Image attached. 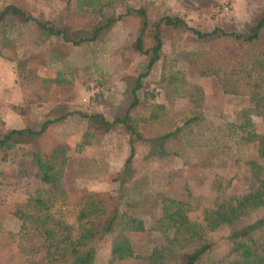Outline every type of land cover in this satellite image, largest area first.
Returning <instances> with one entry per match:
<instances>
[{
    "label": "trees",
    "instance_id": "trees-1",
    "mask_svg": "<svg viewBox=\"0 0 264 264\" xmlns=\"http://www.w3.org/2000/svg\"><path fill=\"white\" fill-rule=\"evenodd\" d=\"M106 3L104 0H76L75 7L81 12L97 9L101 13ZM152 4L144 1V5L134 9L140 16V28L132 47L146 55L148 60L146 71L132 89L129 104L112 121L100 113L84 115L99 119L96 130L100 133L122 126L128 134L130 151L117 179L122 186L130 184L133 189L124 207L113 196L106 198L98 191H86L70 212L64 209L67 194L63 189V179L72 147L68 142H58L44 148L37 144L36 139L47 131L50 124L68 114L46 119L37 129L29 124L23 128L5 129L0 118L1 159L8 162V168H19L35 185L32 192L13 203L11 210L21 228L9 236L25 264H94L101 238L109 242L110 263L143 259L147 264H224L213 254L214 242L208 236L223 225L230 226L229 255L234 257L227 264H264V11L257 15L246 31H225L216 26L202 32L189 26L178 15L162 13L152 18ZM114 22L112 18L104 24L94 25L91 30L72 29L42 20L29 10L8 4L0 10V50L10 47L16 53L18 48L11 38L14 32L11 27L17 24L33 26L35 37L32 43L35 46L53 38L78 46L97 40ZM183 28L191 30L196 39L208 41L211 46L208 61L198 74L212 78L223 94L246 97L262 122V130L257 131L248 109L243 108L240 123L234 125L238 130L234 144L255 145L257 157L246 163L256 184L245 193H230L232 179L215 175L213 205L203 207L198 219L190 217L196 205L186 185L179 192L171 189L161 196L143 197L141 189L145 183L142 181L137 185L132 170L136 141L147 144L150 154L157 159L169 155L181 157L184 148L220 150L210 134L204 139L193 134L194 127L204 120L205 95L203 87L188 80L184 72L166 69L159 83L162 101H154V94L150 91L147 99L141 102L136 93L142 87L141 78L147 76L161 56L165 32ZM147 33L153 43L144 48L143 37ZM28 58L12 57L24 105H11L10 108L21 116L29 115L31 104L49 100L54 86L64 84L63 76L59 74L56 77L41 75L29 65ZM186 59L192 64L196 61ZM177 99H185L187 105L176 108ZM90 137L91 133H83L73 151H82ZM225 148L233 149L231 146ZM24 166L29 167V173ZM134 204L149 207L150 215L154 216L149 226L143 217L133 212ZM260 211L263 212L261 216L245 221ZM71 214L72 222L68 219ZM147 231L153 232L155 243L142 253L133 235Z\"/></svg>",
    "mask_w": 264,
    "mask_h": 264
},
{
    "label": "rangeland",
    "instance_id": "rangeland-1",
    "mask_svg": "<svg viewBox=\"0 0 264 264\" xmlns=\"http://www.w3.org/2000/svg\"><path fill=\"white\" fill-rule=\"evenodd\" d=\"M104 1L107 3L99 13L97 9L77 10L76 0H0V10L5 5L13 4L29 10L37 18L78 30H91L96 24L115 19L97 40L78 46L64 43L60 38L35 46L32 43L35 37L33 26L17 24L11 27L14 31L11 38H14L18 48L16 53L10 47L0 50V118L3 128H23L29 124L37 129L46 119L68 114L64 119L50 124L36 142L44 148H50L58 142H68L72 147L63 179V189L67 194L64 209L69 212L86 191H98L106 198L113 196L122 207L133 191L130 184L122 186L117 180L130 151L127 132L119 126L108 133H100L96 130L99 119L84 115L100 113L112 121L122 114L131 100L137 79L146 71L148 57L132 47L140 28V16L134 9L144 5V1H151L152 18L162 13L178 15L189 26L202 32H208L216 26L225 31H246L257 15L264 11V0ZM143 39L144 48L152 45L148 33ZM220 47L223 48V45ZM210 51L208 41L196 39L191 30L183 28L165 32L161 56L147 76L141 78L142 87L136 91L141 102L147 99L150 91L154 94V101H162L159 83L166 69H179L188 80L203 87L204 120L194 127L193 134L202 139L210 134L214 145L220 150L184 148L181 157L169 155L157 159L150 154L147 144L136 141L132 162L137 185L142 181L145 183L141 189L143 197L161 196L171 189L179 192L186 185L196 205V209L190 212L192 219H198L203 207L213 205L215 175L232 179L230 193H245L256 184L251 177L250 166L246 163L257 157L255 145L234 144L238 132L234 125L241 121V109H248L255 129L262 130L260 117L246 97L223 94L212 78L198 74V70L208 61ZM14 56L29 57V65L41 75L56 77L59 74L64 79V84L53 87V95L49 100L31 104L27 116H21L10 108L11 105H24L22 87L15 61L12 60ZM186 58L196 61L192 64ZM186 105L185 99L176 100V108ZM85 132L91 133L89 143L76 153L73 146L81 141ZM228 146L233 149L227 150L225 147ZM2 155L0 153V264H25L9 236V233L21 228L11 210L13 203L32 192L35 185L19 168H8V162L1 159ZM24 167L29 173V167ZM144 204H134L133 212L143 217L149 226L154 216L150 215L149 207ZM262 213L257 212L245 221L258 218ZM68 219L71 222L74 220L72 214ZM229 231L230 226L223 225L208 233L214 242L213 254L221 258L224 264L234 258L229 255ZM153 237L152 231L133 235L142 253L155 243ZM109 257V242L101 238L94 264H147L143 259L110 263Z\"/></svg>",
    "mask_w": 264,
    "mask_h": 264
},
{
    "label": "crops",
    "instance_id": "crops-1",
    "mask_svg": "<svg viewBox=\"0 0 264 264\" xmlns=\"http://www.w3.org/2000/svg\"><path fill=\"white\" fill-rule=\"evenodd\" d=\"M21 102V101H18V103Z\"/></svg>",
    "mask_w": 264,
    "mask_h": 264
}]
</instances>
